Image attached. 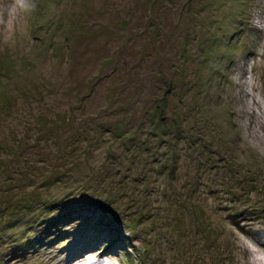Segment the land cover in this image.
Wrapping results in <instances>:
<instances>
[{"label": "rangeland", "instance_id": "374dc122", "mask_svg": "<svg viewBox=\"0 0 264 264\" xmlns=\"http://www.w3.org/2000/svg\"><path fill=\"white\" fill-rule=\"evenodd\" d=\"M85 244L264 264V0H0V264Z\"/></svg>", "mask_w": 264, "mask_h": 264}, {"label": "trees", "instance_id": "16d2710c", "mask_svg": "<svg viewBox=\"0 0 264 264\" xmlns=\"http://www.w3.org/2000/svg\"><path fill=\"white\" fill-rule=\"evenodd\" d=\"M168 81H166V83H167ZM161 106V105H160ZM156 112L154 113V116L156 117V118H159V119H161V117H160V111L162 112V114L163 115H165L164 114V109L163 108H161L160 110H159V108H157L156 110H155ZM49 202H47V201H44L43 202V204H45V205H47ZM85 204H87V203H85ZM56 205V204H55ZM58 205V204H57ZM54 206V205H53ZM82 207H85V208H90V207H93L94 206V204L92 203V202H88V205H85L84 206V204L83 205H81ZM80 207V206H79ZM79 207H77V206H75V205H70V206H68V205H66V206H63L62 205V208H59L58 209V211H57V213H58V215L56 216V218L58 219V221L59 222H54L53 220H52V218H51V216L49 215V216H47V219L48 220H50V223H51V226H53V225H55V226H59L61 223H63V222H69V220H70V217L71 216H73V215H75L76 214V212L78 211V208ZM60 210V211H59ZM51 218V219H50ZM64 224V223H63ZM99 228H102V227H97V229H99ZM103 229V228H102ZM101 229V231H99V232H104L103 230ZM98 234H102V233H98Z\"/></svg>", "mask_w": 264, "mask_h": 264}, {"label": "bare ground", "instance_id": "6f19581e", "mask_svg": "<svg viewBox=\"0 0 264 264\" xmlns=\"http://www.w3.org/2000/svg\"><path fill=\"white\" fill-rule=\"evenodd\" d=\"M92 245L90 244H85L84 247L85 249L84 250H79V251H76L74 253H72L71 255H69V258L71 260V264H87V263H93V258L91 261H85L87 260L88 258H90L93 254H95L97 260L96 261H100L99 259H102L99 257L100 254H96L95 251H91V250H86L87 248L89 249H92L91 248ZM93 252V253H92ZM87 254H90V255H87ZM102 254V253H101ZM109 255H111V253H108ZM87 256V257H86ZM108 256V255H107ZM94 257V256H93ZM74 261V262H73ZM77 262H81V263H77ZM104 264V263H102Z\"/></svg>", "mask_w": 264, "mask_h": 264}]
</instances>
